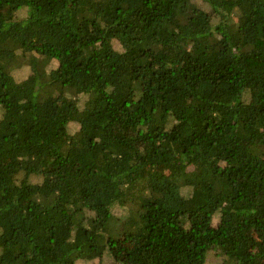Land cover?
Listing matches in <instances>:
<instances>
[{"label":"trees","instance_id":"16d2710c","mask_svg":"<svg viewBox=\"0 0 264 264\" xmlns=\"http://www.w3.org/2000/svg\"><path fill=\"white\" fill-rule=\"evenodd\" d=\"M0 264H264V0H0Z\"/></svg>","mask_w":264,"mask_h":264},{"label":"rangeland","instance_id":"374dc122","mask_svg":"<svg viewBox=\"0 0 264 264\" xmlns=\"http://www.w3.org/2000/svg\"><path fill=\"white\" fill-rule=\"evenodd\" d=\"M98 244L101 246V247H104V241L103 240H99ZM230 246V245H229Z\"/></svg>","mask_w":264,"mask_h":264}]
</instances>
